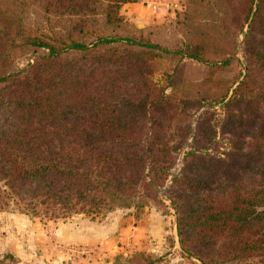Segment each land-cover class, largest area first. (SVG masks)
<instances>
[{
	"label": "rangeland",
	"instance_id": "1",
	"mask_svg": "<svg viewBox=\"0 0 264 264\" xmlns=\"http://www.w3.org/2000/svg\"><path fill=\"white\" fill-rule=\"evenodd\" d=\"M86 2L90 7L97 5L98 11L103 7L101 0ZM258 2L135 0L119 6L118 19L114 14L106 21L99 12L87 17L82 12L73 13L65 9L63 0H0V65L4 70L21 67L46 52L30 42L34 37L57 43L68 35L87 42L96 34L130 36L162 48H180L203 59L125 43L63 56V61L73 63H79L82 54L89 60L104 59V71L109 77L117 75L124 97L127 88L137 86L142 99H136V109L143 113L139 111L141 116L129 126L136 125L134 137L142 150L147 145H155V150L161 147L145 156L146 173L155 177L149 169L155 161L167 165V173L155 189H139L142 196L137 198V205L115 204L93 216L73 213L48 218L42 212L0 210V259L12 255L3 264H203L197 254L202 253L198 241L205 236L196 230H182L180 236L177 231L178 221L182 225L189 219L186 202L184 211L180 209L185 204H178L180 195L187 194L184 199L188 201L191 194L183 187L188 188L184 181L203 174L197 167L199 160L186 153L206 144L213 150L217 145L225 150V137L248 139L244 127H221V99L231 95L247 70L258 81L254 92L260 93L264 84L257 73L256 57L248 53L252 49L250 39H245L257 16ZM260 5V14H264V3ZM260 29L264 31L263 24ZM257 39L263 41L264 34ZM226 57L228 61L220 63ZM114 100L112 96L108 99L110 120ZM124 103L126 99L120 100L122 109ZM108 124L113 126V120ZM182 171V185L175 184L174 177ZM198 186L204 187L202 183ZM221 259L212 264H264V260L252 257Z\"/></svg>",
	"mask_w": 264,
	"mask_h": 264
},
{
	"label": "trees",
	"instance_id": "2",
	"mask_svg": "<svg viewBox=\"0 0 264 264\" xmlns=\"http://www.w3.org/2000/svg\"><path fill=\"white\" fill-rule=\"evenodd\" d=\"M71 1L63 0L65 9L82 12L83 17L99 12L111 21L114 14L118 19L120 5L135 0H101V11L85 0L70 5ZM261 1L264 3L259 0L257 16L245 39H250L252 49L248 53L256 57L257 73L264 83V40L257 39L264 34L259 30L261 24L264 26ZM46 5L49 11L50 4ZM30 42L46 52L14 69L4 70L0 65V210L15 208L58 218L73 213L93 216L115 204L137 205V198L142 196L139 189H155L167 173V165H157L156 161L154 167L148 166L155 177L146 173L145 156L161 147L155 150V145H147L142 150L134 137L136 125L129 126L137 122L139 111L143 113L135 103L142 96H138L135 85L122 96L115 72L109 77L103 69L104 59L89 60L82 54V60L73 63L63 61V56L125 43L203 59L180 48H162L120 35L96 34L88 42L68 35L57 43L34 37ZM246 73L231 95L222 97L224 116L220 121L222 128H246L247 141L232 137L228 131L231 137L223 139L225 150L221 145L213 150L207 144L192 148L186 154L199 160L197 167L203 174L187 181L184 171L174 177L175 184L186 182L188 188L183 187L191 193L190 202L184 199L187 194L180 195L178 204H187L180 210L186 206L189 219L182 225L178 221L177 231L180 236L182 230H196L205 236L198 241L202 253L197 254L203 264L216 263L219 258L264 260V84L260 93L254 92L258 81L248 70ZM111 96L115 103L110 120ZM123 99L125 109L120 107ZM112 120L114 125L109 126ZM201 183L204 187L198 186ZM11 256L6 254L0 264Z\"/></svg>",
	"mask_w": 264,
	"mask_h": 264
}]
</instances>
